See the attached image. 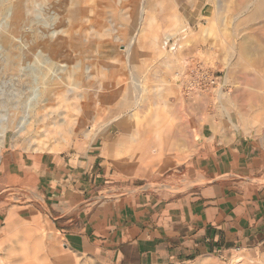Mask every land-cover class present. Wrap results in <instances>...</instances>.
<instances>
[{"label":"rangeland","instance_id":"1","mask_svg":"<svg viewBox=\"0 0 264 264\" xmlns=\"http://www.w3.org/2000/svg\"><path fill=\"white\" fill-rule=\"evenodd\" d=\"M246 3L247 0H0V113L5 115L0 124L9 127L5 138H0V158L15 149L39 151L34 144H28L24 132H15V126L25 131L32 123L37 129L38 120L49 114L60 123L69 118L71 130L54 132L50 126L47 132L41 126L35 138L46 141L54 151L85 152L97 146L109 172L106 185L134 180L165 192L188 191L194 184L188 167L208 110L212 109V117L226 116L236 129L264 140V55H240L234 69L223 62L227 44L236 34L240 38L252 34L249 37L264 39V18L248 22ZM142 6L144 10L140 11ZM139 11L141 15L137 16ZM151 14L155 23L147 22ZM156 34L161 37L159 42ZM162 38H167L165 45ZM210 78L215 83L210 84ZM221 88L225 93L220 99ZM250 101L263 112L250 113ZM234 106L243 109L245 117L255 116L263 124L244 127ZM157 108L158 121L163 124V157L182 156V160L143 175L146 169L137 165L135 142L127 139L116 151L113 146L118 129H129L123 126L129 111L138 114L137 125L149 127L147 123ZM117 114L122 117L120 125L107 130ZM92 128L106 132L92 140L91 135H86ZM149 132L152 140L144 147L159 148L154 143L155 130ZM21 184L17 180L7 184L0 175V198L8 197L15 223L8 233L4 231L6 223L0 227L3 264H107L100 256L65 249L54 238L40 195L31 186ZM35 236L42 244L25 257L24 250L35 243ZM54 243H58L57 249H51ZM238 255L240 264H264V252L248 249L235 250L229 257L206 255L175 264H232Z\"/></svg>","mask_w":264,"mask_h":264},{"label":"crops","instance_id":"2","mask_svg":"<svg viewBox=\"0 0 264 264\" xmlns=\"http://www.w3.org/2000/svg\"><path fill=\"white\" fill-rule=\"evenodd\" d=\"M129 112L123 125L129 129H118L113 150L127 139L135 142L143 175L182 160L163 157L157 110L147 123L159 146L151 149L144 147L151 129L137 125L138 114ZM120 117L108 129L120 125ZM236 128L208 110L188 167L194 184L183 193L134 180L106 185L109 172L97 146L85 152L10 150L0 158V175L7 184L17 180L36 190L65 249L100 256L107 264H175L241 249L264 252V140ZM99 130L92 131V140L106 132ZM7 199L0 198V227L13 214Z\"/></svg>","mask_w":264,"mask_h":264},{"label":"bare ground","instance_id":"3","mask_svg":"<svg viewBox=\"0 0 264 264\" xmlns=\"http://www.w3.org/2000/svg\"><path fill=\"white\" fill-rule=\"evenodd\" d=\"M225 1H227V0H225ZM219 2V1H218ZM224 2V1H223ZM230 2H231V0H230ZM225 3V2H224ZM237 3V2H236ZM234 4V3H233ZM241 4H242V2H241ZM244 4V3H243ZM231 5V4H230ZM240 5V4H239ZM217 6V5H216ZM216 8H218V7H216ZM215 8V9H216ZM232 8H234V7H232ZM240 8V7H239ZM238 8V9H239ZM245 8H247L248 9V14H247V16L245 17V19L246 18H248V22L250 21H254L255 19H257V20H259L261 17L262 18H264V0H247V3H246V7ZM142 9H143V6L140 8V11H142ZM221 9V8H220ZM226 9V8H225ZM224 9V10H225ZM237 9V10H238ZM144 10V9H143ZM227 10H229V9H227ZM140 11L138 12V14H137V16L139 15H141V13H140ZM218 11H219V9H218ZM240 11V10H239ZM225 12V11H224ZM229 12V11H228ZM243 12V11H242ZM222 14V13H221ZM228 14V13H227ZM244 14V13H243ZM243 14H242V16H243ZM217 15H218V13H217ZM246 15V14H245ZM136 16V17H137ZM230 16H232L231 14H230ZM216 17V16H215ZM215 17H213V18H215ZM218 17V16H217ZM235 17V16H234ZM229 18V17H228ZM259 18V19H258ZM134 19V18H133ZM234 19V18H233ZM235 19H238V18H236L235 17ZM244 19V20H245ZM146 20H147V17H146ZM218 20V19H217ZM220 20V19H219ZM261 20V19H260ZM155 21H156V19H155V17L154 16H152V14L150 15V17L148 18V20H147V22H149V23H155ZM262 21H264V19L262 20ZM233 22V21H232ZM246 22V21H245ZM238 23H240V22H238ZM237 23V24H238ZM243 23V22H242ZM234 25V24H233ZM239 26V25H238ZM256 27V26H255ZM254 27V28H255ZM259 28V27H258ZM263 32V31H262ZM234 34V33H233ZM249 35H252V34H249ZM249 35H248V37H246V35H245V37L243 36V37H239L237 34H236V36H233V39H231V41H229L228 43L229 44H227L226 46H227V57L225 58V59H223V62H224V64L226 65V66H228V67H230V68H232V69H234L235 67H237V65H238V56H240V55H245L247 58L248 57H254L255 58V56H257V55H264V39H260V38H254L253 36H251V37H249ZM253 37V38H252ZM134 38H135V36H134ZM155 38L157 39V41L161 38L160 36H159V34H156L155 35ZM166 40H167V38H165V39H163L162 38V42L161 43H163L164 45H165V43H166ZM159 42V41H158ZM131 46V45H130ZM130 51V50H129ZM226 51V50H225ZM161 53V52H160ZM253 58V59H254ZM243 59V58H242ZM241 60V59H240ZM129 61V60H128ZM240 62V61H239ZM241 63V62H240ZM239 63V64H240ZM264 63V62H263ZM167 64V63H166ZM253 64V63H252ZM168 66V65H167ZM246 66V65H245ZM239 67V66H238ZM248 67V66H247ZM263 70H264V68H263ZM131 75V74H130ZM134 76V75H133ZM135 77V76H134ZM133 78V77H132ZM134 80V84H135V81L137 80H135V78L133 79ZM138 81H140V80H138ZM176 84V83H175ZM179 85V84H178ZM135 88H136V91H138L139 92V95H140V89H138V86L135 84ZM224 93L225 92H223L222 91V88L220 89V90H218V97L221 99L223 96H224ZM139 100H140V98L138 99L137 98V103H139ZM142 100V99H141ZM236 100V99H235ZM220 101V100H219ZM237 101V100H236ZM231 102V101H230ZM252 102H254V101H252ZM157 104H158V102H156ZM234 103V102H233ZM245 103H247V102H245ZM250 103H251V101H250ZM247 104H249V103H247ZM158 105H160V104H158ZM223 106V105H222ZM234 107H236V106H234ZM238 107V106H237ZM236 107V112L238 111V114H239V121L241 122V124L244 126V127H248V125L250 124V123H252V124H254V123H260V124H263L262 122H261V120H258V118H256L255 116H253L252 118H248V117H245V115L242 113V110L243 109H241V111H240V109L239 108H237ZM248 107H249V105H248ZM258 107V106H257ZM260 107V106H259ZM158 108H160V107H158ZM158 108L156 109L157 111H159L158 110ZM225 108V107H224ZM241 108V107H240ZM245 108V107H244ZM16 109V108H15ZM227 109V108H226ZM250 110H251V112L250 113H254V114H261L262 112H263V110H260L259 108H257V109H255V107H254V105L251 103V105H250V108H249ZM246 111H248V109L246 110ZM2 114H4V113H2ZM133 114V113H132ZM229 114V113H228ZM7 115V114H6ZM57 115H59V114H57ZM130 115V114H129ZM137 115V114H136ZM135 115V116H136ZM158 115H160V112H159V114ZM158 115H157V117H158ZM249 115V114H248ZM252 115V114H251ZM251 115H249V116H251ZM0 116H1V113H0ZM3 116H5V115H3ZM3 116H1L0 117V119H4V117ZM229 116V115H228ZM231 116V115H230ZM263 116V115H262ZM10 118V117H9ZM119 118V117H118ZM118 118H116L115 120H117ZM121 118V117H120ZM133 118V117H132ZM134 118H136V117H134ZM69 118H66L65 120H63V122H61L60 123V120L57 118V117H51V116H49V114H44L39 120H38V123H37V125H36V127H37V129H33V124L32 123H30V125H28V127L25 129V131H24V128H19V129H17V126H15V128L17 129H15V132L16 133H20V132H24L23 134H24V137H25V139H26V141L28 142V144H34L33 146L37 149V150H43V149H47V150H49V151H54V147L52 146V147H47V143H46V141H44V140H39V139H37V138H35L36 136H37V133L40 131V127L41 126H44L45 127V130H47V132L49 131L48 129L50 128V126H52L53 128H54V132H63L64 130H66V129H70L71 128V120H68ZM71 119V118H70ZM130 119V118H129ZM232 119V118H231ZM262 119V118H261ZM8 120H10V119H8ZM130 121V120H129ZM132 121H133V119H132ZM232 121V120H231ZM3 122H4V120H3ZM11 122V121H10ZM113 122H114V120L111 122V124L109 123V125L107 126V129L110 127V126H112L113 125ZM73 123V122H72ZM6 125V124H5ZM4 125V126H5ZM17 125V124H16ZM23 125V124H22ZM4 126L2 125V124H0V129L2 130V131H0V138L2 137V138H5V136L7 135V133H8V131H9V127L7 126V127H5L4 128ZM19 126H20V123H19ZM129 126V125H128ZM130 126H132V125H130ZM159 126V125H158ZM133 127V126H132ZM236 127V126H235ZM156 128V127H155ZM71 130V129H70ZM92 129L91 130H89V131H87V133H86V135L87 136H89V135H91L92 134ZM53 132V133H54ZM51 133H52V131H51ZM53 135V134H52ZM23 137V136H22ZM49 137H50V135H49ZM52 138V137H51ZM0 142H3V141H1V139H0ZM48 142H49V140H48ZM51 142H52V140H51ZM50 143V142H49ZM52 144V143H51ZM45 147H47V148H45ZM176 159H177V157H176ZM171 160V159H170ZM180 160V159H179ZM157 163V162H156ZM155 164V163H154ZM158 164V163H157ZM156 165V164H155ZM154 166V165H153ZM152 166V167H153ZM159 166V165H158ZM155 167V166H154ZM165 168V167H164ZM154 169V168H153ZM157 170H159V168L157 169ZM16 222V221H15ZM14 225H15V223H14V217H13V214H10L9 215V217L7 218V220H6V226L4 227V231L6 232V233H8V231L11 229V228H13L14 227ZM30 225V224H29ZM38 227V226H37ZM40 228V227H39ZM37 230V229H36ZM28 231V230H27ZM30 231V230H29ZM21 232H23V231H21ZM30 232H32V231H30ZM4 233V232H3ZM36 233V232H35ZM36 237V236H35ZM0 238H2V237H0ZM4 238V237H3ZM6 238V237H5ZM36 241H35V243L33 244V245H31L30 244V246L28 245V247H26L27 248V251L26 250H24V248H23V250L25 251L24 252V255H25V257H28L29 256V251L30 250H32V249H38V248H40V245L42 244L40 241H39V238L38 237H36V238H34ZM33 239V240H34ZM1 240V239H0ZM1 242V241H0ZM22 242V241H21ZM21 242H19L20 244H21ZM28 242H30V240L28 241ZM27 242V240H26V243H28ZM34 242V241H33ZM21 247V246H20ZM11 250H14V249H11ZM36 250L35 251H33L32 250V252H36ZM7 254V253H6ZM35 257V256H34ZM240 257V255H238L236 258H234L233 259V261H232V264H240V262H239V258ZM32 258H33V256H32ZM0 264H3L1 261H0ZM242 264H246L245 262L244 263H242Z\"/></svg>","mask_w":264,"mask_h":264},{"label":"built area","instance_id":"4","mask_svg":"<svg viewBox=\"0 0 264 264\" xmlns=\"http://www.w3.org/2000/svg\"><path fill=\"white\" fill-rule=\"evenodd\" d=\"M200 81H201V80H200ZM208 81H209L210 84L215 83V80H213V79H211V78L208 79Z\"/></svg>","mask_w":264,"mask_h":264}]
</instances>
